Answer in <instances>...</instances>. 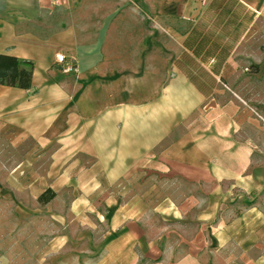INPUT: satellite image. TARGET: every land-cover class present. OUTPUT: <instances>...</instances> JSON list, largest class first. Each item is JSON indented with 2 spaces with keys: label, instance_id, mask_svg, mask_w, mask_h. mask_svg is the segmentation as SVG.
<instances>
[{
  "label": "crops",
  "instance_id": "0c3cea01",
  "mask_svg": "<svg viewBox=\"0 0 264 264\" xmlns=\"http://www.w3.org/2000/svg\"><path fill=\"white\" fill-rule=\"evenodd\" d=\"M76 10L75 0H0V56L34 63L31 89L0 85V144L24 150L21 168L53 175L47 189L106 192L97 264H264V105L235 88L263 78L237 58L264 45V0H150L155 23L176 28L167 73L111 66ZM58 54L77 71L65 74ZM142 169L193 191L149 211L141 196L115 194L136 190Z\"/></svg>",
  "mask_w": 264,
  "mask_h": 264
},
{
  "label": "rangeland",
  "instance_id": "374dc122",
  "mask_svg": "<svg viewBox=\"0 0 264 264\" xmlns=\"http://www.w3.org/2000/svg\"><path fill=\"white\" fill-rule=\"evenodd\" d=\"M75 6L78 27L93 31L96 40L104 41L111 66H141L167 73L169 55L175 49L168 33L176 28L171 20L155 23L149 12L150 0H75ZM151 38L156 43L151 44ZM237 59L239 70L261 76L264 45L240 47ZM246 81L238 79L235 86L239 100H247L253 106L264 105V74L263 78ZM24 154V150H9L0 144V264H97L107 241L106 192L66 186L53 190L56 197L43 205L39 198L54 177L43 174V167L28 171L17 165ZM92 160L82 162L90 164ZM48 163L49 158L42 160L44 168ZM165 182L166 179L142 169L131 176L129 186L136 190L114 192L125 193L122 197L126 201L133 194L141 196L149 211L152 203L166 196L182 199L193 191L180 178L170 179V183H177L171 184L172 188H166L162 184Z\"/></svg>",
  "mask_w": 264,
  "mask_h": 264
},
{
  "label": "trees",
  "instance_id": "16d2710c",
  "mask_svg": "<svg viewBox=\"0 0 264 264\" xmlns=\"http://www.w3.org/2000/svg\"><path fill=\"white\" fill-rule=\"evenodd\" d=\"M33 73L34 63L12 56H0V85L26 90L31 89ZM55 197L56 193L48 189L40 196L39 202L46 205Z\"/></svg>",
  "mask_w": 264,
  "mask_h": 264
},
{
  "label": "built area",
  "instance_id": "2783aa9c",
  "mask_svg": "<svg viewBox=\"0 0 264 264\" xmlns=\"http://www.w3.org/2000/svg\"><path fill=\"white\" fill-rule=\"evenodd\" d=\"M56 60L57 64L62 67V71L65 74H71L77 71L75 62L71 59H68L64 54H58Z\"/></svg>",
  "mask_w": 264,
  "mask_h": 264
}]
</instances>
